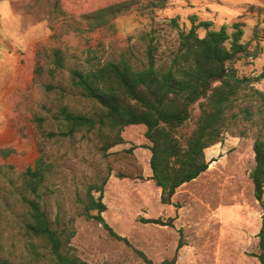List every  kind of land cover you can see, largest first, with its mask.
<instances>
[{
	"label": "rangeland",
	"instance_id": "1",
	"mask_svg": "<svg viewBox=\"0 0 264 264\" xmlns=\"http://www.w3.org/2000/svg\"><path fill=\"white\" fill-rule=\"evenodd\" d=\"M34 1L0 0V146L14 150L0 162L13 166L11 176L33 164L38 155L32 118L44 100V84L52 80L47 72L52 47L64 48L68 68L83 67L89 65L91 54L97 55V61L118 58L123 52L133 60L143 58L151 38L158 59H166L178 48L180 30L189 29L191 17L213 21L216 28L226 24L230 32L233 23H244L245 41L251 39L256 25L264 29V16L249 8L264 6V0H133L109 25L91 32L75 30L77 23L69 19L38 20L37 14L43 15L45 9L27 8ZM115 1L120 0H60L70 17ZM204 32L200 30L201 35ZM258 47L262 48L258 57L235 63L240 73L257 76L264 70V41ZM42 66V73L37 72ZM255 87L264 92V79ZM262 105L252 90L243 93L235 108L238 121L206 154L209 169L181 186L172 206L161 202V188L151 179L145 125L127 126L122 133L126 142L108 153L99 150L93 137L51 141L48 149L57 162L51 177L54 193L47 202L52 218L58 212L62 222L75 217L72 245L89 264H147L137 250L154 264L174 256L179 264H260L256 255L263 209L250 172L255 166L254 141L264 138V116L258 112ZM245 106L254 110L250 120L242 117L240 109ZM198 112L196 107L195 117ZM193 126L191 120L182 132ZM109 173L104 194L108 208L103 215L130 245L114 238L97 220L78 216L87 188ZM7 183L0 179V186L8 187ZM4 195L0 191V256L29 262L30 238L20 226V208H14L17 213L7 210ZM152 217H175V226L144 220ZM180 239L185 245L178 249Z\"/></svg>",
	"mask_w": 264,
	"mask_h": 264
},
{
	"label": "trees",
	"instance_id": "2",
	"mask_svg": "<svg viewBox=\"0 0 264 264\" xmlns=\"http://www.w3.org/2000/svg\"><path fill=\"white\" fill-rule=\"evenodd\" d=\"M134 3L133 0L115 1L71 17L60 0H36L27 8L41 6L45 9L43 15L37 14L38 20L69 19L77 23L75 30L91 32L109 25ZM249 8L264 16V8L254 5ZM173 24L179 26L176 20ZM244 26V23L235 22L230 32L226 24L216 28L213 21L191 17L189 29L180 30L178 48L163 60L157 57L154 38L150 39L143 58L133 60L123 52L118 58L97 61V55L91 54L87 59L89 65L83 67L68 68L64 48L52 47L47 69L52 80L44 84V100L32 118L38 155L33 164L13 176L9 174L13 166L0 162V179L10 184L0 186V191L5 193L3 200L10 212L17 213L14 208H20L18 220L24 234L30 238L32 256L26 263L0 256V264H89L72 245L76 234L72 225L75 217L69 223L62 222L59 212L53 219L48 209V197L54 193L51 177L57 168L48 145L55 139L93 137L99 150L108 153L126 142L122 133L127 126L145 125L147 148L151 151V179L161 188L160 199L164 204H173V197L182 185L206 172L211 161L205 151L222 142L226 131L238 121L240 114L235 108L243 93L252 90L260 96L264 107V92L255 87L264 79V70L251 76L240 73L235 65L242 58L259 56L262 48L258 45L264 41V34H261L264 29L256 25L251 39L245 41ZM253 42L254 48L251 47ZM39 68L37 72L42 73L44 67ZM196 107L199 112L195 117ZM240 110L245 120H250L254 114L252 106ZM258 112L264 116L263 108ZM191 120L194 122L192 129L182 132ZM253 150L255 166L250 177L255 197L263 209L256 256L260 264H264V138L254 141ZM13 152L12 148L0 146V159L6 160ZM109 177L110 173L102 182L87 188L78 216L97 220L114 238L130 245L103 215L108 208L104 194ZM12 197L15 201L9 199ZM144 220L175 226V217ZM184 245L180 239L178 249ZM137 252L147 264H154L145 253ZM161 264L179 263L174 256Z\"/></svg>",
	"mask_w": 264,
	"mask_h": 264
},
{
	"label": "crops",
	"instance_id": "3",
	"mask_svg": "<svg viewBox=\"0 0 264 264\" xmlns=\"http://www.w3.org/2000/svg\"><path fill=\"white\" fill-rule=\"evenodd\" d=\"M253 5H255V4H253ZM255 6H257V7H262V8H264V6H260V5H255ZM211 150V148H208L207 150H206V154L208 155V152ZM183 186V185H182ZM176 195V194H175ZM175 195H174V197H173V203H174V200H175ZM171 206H172V204H170Z\"/></svg>",
	"mask_w": 264,
	"mask_h": 264
}]
</instances>
